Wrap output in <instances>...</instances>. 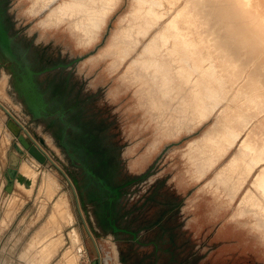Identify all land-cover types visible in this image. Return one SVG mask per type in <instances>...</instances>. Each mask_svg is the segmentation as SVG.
<instances>
[{
  "label": "rangeland",
  "instance_id": "rangeland-1",
  "mask_svg": "<svg viewBox=\"0 0 264 264\" xmlns=\"http://www.w3.org/2000/svg\"><path fill=\"white\" fill-rule=\"evenodd\" d=\"M45 1H40L42 6L37 11L29 13V9L26 10V7L30 0H10L14 28L18 29L24 40L32 44L31 48L40 54L46 53L56 59L81 56L71 68L73 71L69 81L71 95L76 98L81 97L79 104L87 109L86 117L101 125L105 140L113 143L116 147L120 157L121 176L137 175L145 170H150L147 179L130 185L132 194L127 193L122 202L124 206L127 205L132 210L133 222L136 224L153 222L158 217L167 219V215L173 210L170 205L174 204L175 206L178 203L176 219L183 221L186 232L179 236L182 246L177 258L182 260L187 256V260L191 258L189 263L192 262V264H264V226H250L259 237L258 240L253 232L249 233L238 227L232 220L234 218L240 221L242 218L249 217L254 221L258 218L264 222L263 203L257 204L256 200L251 197L248 202L254 204L252 209L241 211L240 207L249 191L253 190L257 194L259 193L254 179L261 166L256 170L257 165L252 173L246 176L243 185L246 181L249 184L243 191H240V188L233 192L239 180L238 172H230L231 178L226 177V179H224L226 175H222L223 178H220L217 172L210 178L204 177L203 179H207L204 183V180L200 183L195 182L205 176L209 168L217 161L208 168L210 162L208 163L206 158L210 156L215 159L222 153V149L221 152L220 149L211 150L208 155L202 153L199 134L214 123L216 115L223 105L217 106L212 115L201 122L193 132H185L177 138L163 141L171 130L188 124L192 119V103L195 101V95L191 90L189 92V84L186 85L183 80L185 70L180 68V62L177 60L180 54L172 55L169 52L170 55L167 58L166 51L168 49L160 50L166 45H161V42H158L159 44L155 48L154 46L151 48L153 53L146 50V57H142L134 65L133 69L135 70L122 74L119 80L118 75L121 69L113 75H107L106 69L111 71L114 65L119 63L123 53L125 45L122 42L117 43L116 34L113 37L112 33L120 25V19L129 9L132 0H120L108 21V16L103 20L101 14H97L91 22L93 24L90 29L91 39L89 42H80V31L73 26V23L82 17L80 14L85 11L87 6L98 9L102 0ZM62 2L69 6L66 8L68 10L67 18L53 23L44 21L48 13L41 18L48 10L45 8L50 6L52 9ZM32 3L33 0L28 7ZM245 3L251 4L248 0H245ZM43 9L45 10L42 11ZM151 16V12L144 10L137 18H133L131 15L126 20V24L127 26L132 25L136 31H140L139 26L149 25L154 20ZM166 18L167 15L161 19L160 23ZM44 26L53 27L44 28ZM158 27L159 24L156 25V29ZM99 37L100 39L96 41ZM110 38V42L106 45ZM147 39L144 38L143 42ZM76 40L79 45L86 48L79 47ZM91 44L93 45L89 46ZM104 45L106 46L103 47ZM101 48L102 50L99 51ZM104 58L108 59L106 69H104L105 62L101 61ZM172 58H175L176 61L171 62ZM89 61L92 65L95 64L92 68L89 64L87 65ZM68 71L67 69L60 70V77L68 75ZM4 72H8L9 77L0 96L5 98L23 116H28L33 129L44 137L48 146L52 148V152L54 151L71 167L72 163L59 139L55 137L52 128L47 126L42 119L32 117L15 89L12 71L5 64L0 63V79ZM194 78L191 77L192 80ZM249 78V76L245 78L243 76L240 79L241 84L244 83L243 85L249 87L254 85L252 79ZM116 84H118V89L122 90L113 96L109 89ZM129 84H134V92L132 87L123 89ZM187 89L190 93V100L185 98ZM259 107L260 105L255 106L253 108L255 114L251 115L256 117L263 114L262 116H264V107H260V109ZM8 120L13 119L0 106V264H59L63 258V252L67 248L73 246L78 248L70 235L71 225L74 223L77 225L82 242L85 241L87 258L84 259V262H90L92 258L97 257L94 241L79 211L76 194L71 183L56 165L50 162H48L49 166L43 165L48 173L55 177L56 185L59 186L58 191L52 197L48 196L45 191L44 177L41 174L33 188L25 187L22 183L15 181L16 184L11 190L10 199L4 206L3 199L10 192L6 189L8 181L6 171L10 164L9 151L14 148L16 139L13 131L7 127ZM74 121L78 122L76 118ZM192 138L193 144L186 147L188 140ZM151 139L147 151L148 154H152L143 165H137L136 159L144 154ZM134 143L137 144L135 150L129 152L128 148ZM57 161L66 168L59 160ZM201 183L203 185L200 190H197ZM62 192L66 196L69 212L65 217L55 215L53 201ZM127 196H129L128 199ZM193 196L197 197L194 203H192ZM236 196L238 201L234 208L229 207L221 209L218 214L213 213V200L222 208ZM89 207L92 220L82 209L89 226H91L97 221L91 212V204ZM160 229L156 225L143 232L142 235L148 239L153 238L160 234ZM139 249V256L153 251V248L148 250L151 248L143 246ZM186 249L187 254H185ZM188 251H191V254ZM165 257L167 256H161L162 259ZM149 258L152 256L150 255Z\"/></svg>",
  "mask_w": 264,
  "mask_h": 264
},
{
  "label": "bare ground",
  "instance_id": "bare-ground-1",
  "mask_svg": "<svg viewBox=\"0 0 264 264\" xmlns=\"http://www.w3.org/2000/svg\"><path fill=\"white\" fill-rule=\"evenodd\" d=\"M40 1L33 0L29 10L32 12L37 11L42 6V2ZM248 1H250V5L246 4L245 0H132L129 9L120 19V25L112 33L113 37L116 34L115 39L117 43L122 42L125 45L119 63L114 65V68L110 71L106 69L108 59H101V61L105 62L104 69H106L107 75H113L121 69L118 75L120 80L122 74L135 70L133 69L134 65L142 57H146V50H150V53H153L151 52V48L153 46L155 48L160 42L161 45H166L160 50L166 51L168 49L166 51L167 58H169L170 53L172 55L180 54L177 60L180 62V68L185 70L183 80L186 82V85L189 84V92L191 90L195 95V101L192 103V119L189 120L188 124L171 130L170 134L163 141L177 138L185 132H193L201 122L212 115L217 106L222 104L223 106L217 113L214 123L199 134L202 153L208 155L211 150L215 149H220V152L222 149V153L221 155L219 154L220 158H218L219 155L216 157L217 159H212L210 156L206 158L207 162H210L209 164L206 163L208 164V168L212 163L217 161L209 168L205 176L195 182L200 183L204 180V183L207 180L203 179L204 177L208 176L210 178L217 172L220 178H223L222 175H226L224 179L226 177L231 178L230 172H238L239 180L233 192L238 191L240 188V191H243L249 184L246 181L243 185L246 176L250 175L257 165L256 170L261 166L254 179V184L259 193L257 194L253 190L249 191L245 196V200H243V204L240 205L241 211L252 209L254 204L250 203V201L248 202V199H251V197L256 200L257 204H264V116H262L263 114L256 117L251 115L255 114L253 110L255 106L260 105V107H264V0ZM119 2L120 0H102L98 9L96 7H86L85 11L80 14L82 17L77 19L75 23L72 22L73 26L77 27L80 31V42L90 41V29L93 24H91L93 18L97 14H101L103 20L108 16V21L110 14ZM27 7L26 10L28 9ZM67 7L69 6L65 2L60 3L52 9L49 6L45 8L48 10L44 12L41 18L48 13L44 18L45 22L53 23L63 20L67 18ZM144 10L152 13L151 17L154 20L149 25L139 26V29L141 28L140 31H136L132 25L127 26L126 20L131 15L133 18H137ZM84 13L86 16H84ZM166 15L165 21L160 23L161 19ZM158 24L159 27L156 29V25ZM47 27L53 26H44V28ZM131 30L136 32L133 33ZM144 38L148 39L143 42ZM110 40L111 38L106 45ZM141 42L143 43L140 44ZM76 43L79 47L86 48L79 45L77 40ZM134 51L136 52L132 55ZM175 61V58L171 59V62ZM88 64L90 68L95 65H92L90 61L87 62ZM243 76L244 78L249 76L254 85L252 84L249 87L243 85L244 83L241 84L240 79ZM8 77V72L2 74L0 79V95L4 91L3 88L5 89L6 87ZM191 77L195 78L192 80ZM118 84L109 89V92L113 96L122 90L118 89ZM134 84L126 85L123 89L132 87L134 92ZM250 88L252 90H249ZM189 92L187 89L185 97L187 100H190ZM152 139L146 146L144 154L139 159H136L135 163L137 165H143L149 158V155L152 154H148L147 151ZM192 142L193 138L189 139L186 147L191 146ZM136 146L137 144L134 143L128 148V151L133 152ZM18 168L22 178H16L15 181L20 184L22 183L25 187L33 188L38 176L43 174V185L48 196L52 197L58 191L59 186L56 185L55 177L50 175L43 164L35 157L24 154L21 157ZM203 183L199 184L197 190H200ZM11 192H8L3 199L5 201L4 206L8 202ZM238 197L233 198L232 201H229L222 208L213 200V213L218 214L221 209L234 208ZM196 198V196L192 197V203H194ZM53 201L55 215L65 217L66 213L69 212L64 192L59 194ZM262 210L264 212L263 208ZM253 213L255 214L256 212L254 211ZM232 220L235 221L238 227L245 229L249 233L253 232L259 240V237L251 227L264 226V222L261 219L257 218L254 221L247 217L240 219V221L234 218ZM70 235L78 248L75 246L67 248L63 252V258L59 264H80L82 253L85 254V259L87 258L85 242H82L75 223L71 225ZM4 259L6 260V258Z\"/></svg>",
  "mask_w": 264,
  "mask_h": 264
},
{
  "label": "water",
  "instance_id": "water-1",
  "mask_svg": "<svg viewBox=\"0 0 264 264\" xmlns=\"http://www.w3.org/2000/svg\"><path fill=\"white\" fill-rule=\"evenodd\" d=\"M31 46L32 44L26 42L20 35L18 29L14 28L10 0H0V63L5 64L12 71L13 84L28 112L33 118L42 119L52 128L72 166L67 165L54 151H49L44 137L24 121V117L19 112L12 110L0 99V106L18 125V128L12 129L16 139L14 148L9 151L10 164L6 171L8 179L6 189L13 190L16 178H22L18 166L24 154L33 155L43 165L48 162L56 165L71 183L79 211L97 251V257L92 258L90 262H84L85 254L82 253L80 263L117 264L115 260L119 257V240L124 237L121 232L127 234V238L142 243L140 235L150 228L149 224L133 222L132 210L122 204L127 193L132 194L130 185L147 179L150 170L127 176L125 181L117 184L109 179L106 170L103 169L102 173L96 171L103 162L107 164L108 158L95 161L94 151L88 141L75 139L74 136L83 121L88 119L87 109L79 104L81 97L72 96L69 87L73 72L71 68L81 56L56 59L49 54L38 53ZM65 69L69 70L68 75L60 77V70ZM60 87L63 95H60ZM62 99L65 101H60ZM75 118L79 121L75 122ZM117 158L120 162L119 152ZM122 188H126L125 192ZM89 204L97 221L91 226L83 212L84 209L92 220ZM109 207L115 216L108 214Z\"/></svg>",
  "mask_w": 264,
  "mask_h": 264
},
{
  "label": "flooded vegetation",
  "instance_id": "flooded-vegetation-1",
  "mask_svg": "<svg viewBox=\"0 0 264 264\" xmlns=\"http://www.w3.org/2000/svg\"><path fill=\"white\" fill-rule=\"evenodd\" d=\"M61 88V87H60ZM63 95L62 88L60 90V95ZM61 99V97H60ZM64 102L65 100H60ZM76 101V98H75ZM79 121V119H77ZM101 125L95 123V121L91 118H88L87 120H84L81 124V128L78 132L75 133V139H80L85 142L88 141V143L91 145L95 161H103L104 158H108L107 164L102 163L96 171L98 173H102L103 169L106 170V173H109V179L114 183H122L126 180V177L121 176L120 173V163L117 158V150L116 147L113 145V143L108 142L105 140V137L102 133ZM106 154V156H104ZM123 192H125L126 188H122ZM178 203L170 205L173 209L171 212H169L168 220L166 218L158 217L153 222H147L145 224H149L150 228L146 229L149 230L151 228H154V226H159L161 228V232L158 236H155L153 238H147L144 235H140L141 240L143 242L146 240V242L149 241V243L155 242V247L153 251L149 253H145L144 255L138 256V264H188L191 258H188L187 256L184 257L182 260L177 258L182 243L179 241V236L181 233L186 232V229L183 227V221L181 219H176V211L178 210ZM170 208V207H169ZM108 214H113L111 208L108 209ZM115 216V214H113ZM161 216V215H160ZM122 234H125L121 232ZM125 234L124 236H126ZM85 242V241H84ZM158 243V244H156ZM162 252V253H161ZM189 254H191V251H188ZM185 254H187V249L185 251ZM152 256V258H149V256ZM167 256L164 259L161 258V256ZM189 264H192L190 262Z\"/></svg>",
  "mask_w": 264,
  "mask_h": 264
},
{
  "label": "crops",
  "instance_id": "crops-1",
  "mask_svg": "<svg viewBox=\"0 0 264 264\" xmlns=\"http://www.w3.org/2000/svg\"><path fill=\"white\" fill-rule=\"evenodd\" d=\"M28 9H29V7H28ZM28 11L32 12L30 10H28ZM0 99L4 103H6L10 108H12L15 112H18L5 98L0 96ZM20 114L23 116L22 113H20ZM23 117H24V121H26L27 123H29L32 126L30 118L28 116H23ZM7 125H8L7 127H10L11 130L15 129V128H18V125L15 123L14 120H8ZM48 147L49 146H47V148ZM51 149L52 148H50V147L48 148L49 151H51ZM49 165H50V163L45 164V166H49ZM183 227H184V225H183ZM156 244H158V243H156ZM142 246L146 247V248H151V249H148V250H152V248L154 249V247L156 245H155V242H152V243H147V242L144 243V242H142V243H140V242L134 240L133 238H127L126 236L122 237V239L119 240L120 251H119V257L116 258V260H115L116 263L117 264H138L139 263L138 262V256H139V250H140L139 247H142Z\"/></svg>",
  "mask_w": 264,
  "mask_h": 264
}]
</instances>
